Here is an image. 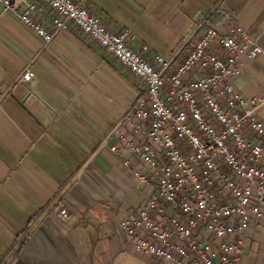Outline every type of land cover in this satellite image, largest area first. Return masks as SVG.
Returning <instances> with one entry per match:
<instances>
[{"label": "crops", "instance_id": "1", "mask_svg": "<svg viewBox=\"0 0 264 264\" xmlns=\"http://www.w3.org/2000/svg\"><path fill=\"white\" fill-rule=\"evenodd\" d=\"M74 1L106 28H127L163 56L181 47V57L197 37L198 12L219 6L264 51V0ZM42 10L47 24L49 8ZM212 20L220 32L228 25ZM240 60L233 86L246 97L260 94L264 53ZM26 67L34 76L17 82ZM139 86L76 29L45 43L12 14L0 17V259L11 257L0 264H160L124 245L120 221L152 185L137 183L123 153L109 150V132ZM257 113L264 125V104ZM61 206L67 220L57 215ZM246 238L242 264H264V223L251 224Z\"/></svg>", "mask_w": 264, "mask_h": 264}, {"label": "built area", "instance_id": "2", "mask_svg": "<svg viewBox=\"0 0 264 264\" xmlns=\"http://www.w3.org/2000/svg\"><path fill=\"white\" fill-rule=\"evenodd\" d=\"M40 1L0 0V17L12 14L45 43L76 29L140 84L109 132L110 152L152 185L120 221L125 247L167 264H242L249 227L264 223V91L243 96L232 80L241 56L254 59L261 46L219 6L198 12L197 37L181 57V47L163 56L127 28H106L74 0ZM43 5L47 24L38 19ZM214 15L228 22L222 32ZM33 76L26 67L17 82ZM57 215L70 216L64 206Z\"/></svg>", "mask_w": 264, "mask_h": 264}, {"label": "rangeland", "instance_id": "3", "mask_svg": "<svg viewBox=\"0 0 264 264\" xmlns=\"http://www.w3.org/2000/svg\"><path fill=\"white\" fill-rule=\"evenodd\" d=\"M2 257H3V258L0 259V260H3V261H4V257L9 258V260L11 259V257H10V253H9V252H8L7 254L4 252L3 255H2ZM118 260H119V259H118ZM118 260H117V261H118ZM162 262H163V263H166V262L161 261V260L159 261L160 264H161ZM116 264H117V263H116ZM119 264H133V263H129V262H126L125 260H122Z\"/></svg>", "mask_w": 264, "mask_h": 264}, {"label": "trees", "instance_id": "4", "mask_svg": "<svg viewBox=\"0 0 264 264\" xmlns=\"http://www.w3.org/2000/svg\"><path fill=\"white\" fill-rule=\"evenodd\" d=\"M18 264H23V263H21V262H18Z\"/></svg>", "mask_w": 264, "mask_h": 264}, {"label": "water", "instance_id": "5", "mask_svg": "<svg viewBox=\"0 0 264 264\" xmlns=\"http://www.w3.org/2000/svg\"><path fill=\"white\" fill-rule=\"evenodd\" d=\"M22 86L24 87V86H25V84H22Z\"/></svg>", "mask_w": 264, "mask_h": 264}]
</instances>
